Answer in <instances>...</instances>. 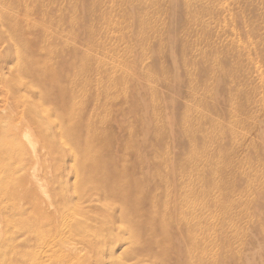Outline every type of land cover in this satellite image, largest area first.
Masks as SVG:
<instances>
[{"label": "rangeland", "instance_id": "374dc122", "mask_svg": "<svg viewBox=\"0 0 264 264\" xmlns=\"http://www.w3.org/2000/svg\"><path fill=\"white\" fill-rule=\"evenodd\" d=\"M184 3L185 0H0V16L4 21L14 18L24 28L30 20L36 28L32 26V33L24 31L23 39L29 43L26 55L30 58L35 55L40 60L35 64L40 67L50 64L53 74L61 72L64 80L70 79L69 85L76 84L77 104L84 100L88 114L105 106L109 113L100 123L103 125L97 126L104 142L96 143V151L104 158L113 157L110 161L116 163V171L110 167L108 172L109 192L85 189L86 197L79 200L80 218H93L108 204V213L101 215L99 221L114 218L115 232H121L126 238L132 235L126 230L128 222L118 221V216L120 206L124 205V194L129 191L136 194L138 179L131 175L132 172L120 169L137 165L141 158L133 152L139 143L145 156L155 161L154 177L149 183L152 189H161L157 191L159 198L163 196L161 205L170 196L163 185L166 173L171 171L173 179L182 185L181 193L187 191L181 198L192 204L195 217L203 216L206 229L214 237L222 234L219 241H226L222 246L227 247L222 248V252L224 255L229 250L231 259L223 256V264H264V0H190L191 11ZM86 5L90 13L85 12ZM80 13L84 20L78 18ZM45 14L52 15L49 32L55 43L42 50L39 31L46 28L43 24ZM139 16L146 18V24L140 22L138 26ZM95 18H99V26ZM132 22L134 27H127ZM90 30L95 33L91 34ZM61 43L71 46L67 61L60 54ZM9 50L12 56L16 54L11 39L1 36L0 153L7 152L12 158L0 164V174L12 167L6 165L7 162L17 164L23 148L28 153L31 151L32 146L25 136L32 127L39 135L31 138L41 152L42 163L38 168L44 170L39 174L44 179L49 164L57 168L65 162L68 169L75 166L79 175L72 179L75 180L73 184L76 179L81 186L86 183L84 187L76 183L74 194L78 197L84 193L82 188L91 181L92 173L81 158L75 163L61 149L65 154L59 161L53 150L49 153L48 147L42 145L44 133L38 128L39 120L36 119L37 123L34 120L35 112L36 106L49 103V100H41L39 90L31 85L35 82L25 73L30 70L24 66L18 70L14 60L6 58ZM47 50L60 54L54 63L52 58L43 59ZM79 65L84 74L81 68L77 70ZM20 72L25 78L15 80ZM3 73L12 81L4 80ZM86 80H92L93 87L97 84V89L93 88L92 92L82 89L87 86ZM59 82L58 86L64 87L60 78ZM46 84L48 82L39 85ZM117 87L115 91L113 88ZM98 88L103 89L97 91ZM15 89L24 97L15 98L12 92ZM47 103L44 106L46 114H51L52 104ZM29 106L34 107V113H30ZM46 114L44 117L38 115L42 123L49 125L48 116L51 115ZM160 122L162 126L158 125ZM131 132H135L134 135ZM55 139L61 145L60 136ZM70 143L74 146L72 140ZM32 163L31 166H35L36 163ZM164 165L168 166V171ZM10 170V174L5 173L2 186H13L19 181L17 168ZM175 193L171 194L177 200L180 193L177 190ZM4 202L10 201L4 199ZM0 209L2 221L8 220L9 226L15 223L19 228L34 227L37 223L33 219L36 211L32 208L20 212L19 216L11 215L9 209L3 210L1 202ZM8 215L15 216L11 220ZM176 227L174 222L170 229L172 234H178ZM28 236L25 233L20 239ZM33 245V242L24 245L22 256L37 252ZM162 250L161 256L165 257L168 250ZM175 251L170 249L169 255L175 256ZM173 262L171 259L165 264Z\"/></svg>", "mask_w": 264, "mask_h": 264}, {"label": "bare ground", "instance_id": "6f19581e", "mask_svg": "<svg viewBox=\"0 0 264 264\" xmlns=\"http://www.w3.org/2000/svg\"><path fill=\"white\" fill-rule=\"evenodd\" d=\"M141 3L142 2H140L139 5ZM145 4L147 5V3ZM145 4L143 6H145ZM184 4L186 5L187 10L191 11L192 6L190 5V0H185ZM93 5L95 6V4ZM111 5H108V7ZM114 6L111 7L113 8ZM143 6L141 5L142 8ZM85 7H87V5ZM130 7H132V5ZM26 8H28V6ZM86 11L90 13V8L87 7L85 12ZM81 15L82 13L79 14L78 18L80 20H84V17ZM106 15L107 13H105V17H108ZM90 16H92V14H90ZM99 16L101 17L102 15ZM129 18L130 16L128 19ZM98 19L95 18L94 21L96 20L97 22H95L99 26ZM138 20L139 24L140 22L146 24V18L144 19L142 16H139ZM29 21L26 22L27 26L25 25L26 27L24 28L22 25L19 26V24L15 22L14 18L4 21L3 17L0 16V37L6 36L11 39L12 43H14V50H17L14 56L11 55V51L9 50L5 53L6 58L11 57L14 60L16 67H18V70H21L22 66L30 70L29 73H25L29 74L32 78L31 81L35 82L31 85L37 87L40 92L41 100H49V103L52 104L53 112L51 114L48 113L51 115L50 117L46 114L45 109L47 108L44 107L47 102L41 106L37 104L40 107L36 106L35 115L37 113V117H35L34 120H39L38 128H42L44 133V135L41 136L43 137V139L41 138L43 142L42 145L46 148L48 147L49 153L53 150L59 161L63 160L62 156L65 154L64 151L75 163L78 162V158H81V160L86 162L88 165V170L92 173V175L90 174L92 177H90L91 181L86 185V187L82 188L84 189V193L78 197L74 194V190L77 191L76 183L78 182V179H76L77 182L75 184H73L75 180H72L75 177L77 178L79 175V173H77L78 171L75 170V166H72L71 169L69 167L68 169V166L64 162L63 165L59 164L57 165V168H55L54 165L49 164V168H47L46 173H44L46 177L43 179L39 173H41L44 169L40 171V168H38V165L42 163L40 160V148L37 147V143L35 144L33 142V136L37 137L38 135L36 132L37 129L35 131L32 127L29 128L28 130H30V132L27 131L28 133L25 137L28 138V142L32 146L31 151L28 153L25 148H23L24 153H21L20 157L18 156L19 160L17 159V164L15 163L14 165L8 162L6 163V165H11V168H17L16 174L19 175V184L16 182L13 186H2L5 173L8 175L11 172V168H7L6 166L7 169L3 170L0 174V197H2L0 202L1 206H3V210L7 211L9 209L11 215L15 213L19 216L20 212L32 208L36 211L33 219L36 220L37 223L34 227L33 225H26L19 228L15 223H11V226H9L10 224L6 223L8 220L2 221V214H0V264H165V262H169L171 259L174 261L173 264H223L225 260L224 258L230 260V251L227 250V253L224 255L222 252V248L225 249V247H227L222 246L226 241L222 243V241H219L220 239H218L222 234H219L220 236L216 234L218 237H214V235L208 231L209 229H206V221L204 220V217L201 215L195 217L193 214L195 210L193 209L192 204L189 203L186 198H181V196L185 195L187 191L184 190L183 194L181 193L182 185L178 182V180L176 181V178L173 179L174 176L171 171L166 173V176L164 177V181L166 183L163 185L165 186V192L167 189L170 196H168L166 201H163V205H161L163 196L160 197V200L157 195V191L161 189L159 187L152 189L149 183L153 180L150 178L154 177L155 161L145 156L140 148L142 144L139 145V143L137 144L134 152L132 151L136 157L141 158L137 162V165L135 167L127 165L126 167L120 169H124L125 172H132L131 175L135 179H138L136 185L134 184L136 187V194L130 191L124 194V205L120 206V216H118V221L123 222L126 220L128 222L129 226L126 230L131 232L132 235L127 236L126 238L124 234H121V232H115L116 223L114 218L112 220L110 218H108L109 220L106 218L108 221L106 220L105 222L99 221V219L102 218L101 215L108 213V204L103 207L101 213H97L93 218H89L87 220L78 216L80 214L79 200L80 197L81 199L86 197L87 190L85 189H100L104 192H109L108 188H110L111 185L108 184V172L111 171L110 167H113L116 171V163L110 161L113 157L107 156L104 158L100 153H98V150L96 151V143L103 144L104 142V136L99 132V128H97V126L103 121L106 114L109 113H106L107 110L105 111V106L102 110L101 107H98L88 114L85 111L84 106L86 105L83 102L84 100L82 101L80 99L81 103L77 104L75 99L77 95L75 93V90L77 89L76 84H73L75 81H72L73 85H69L68 83L70 79L66 78V80H64L61 76V72L59 73L57 71L56 74H53V71L50 70L52 65L48 64L40 67L35 64L40 61L35 55L33 58H30V55H26L29 49V43L23 39L24 31H29L30 33L34 32V25H31ZM52 22V15L45 14L43 24L46 25V28L39 31V34H42L41 41L39 42V47L42 50L51 48L48 47V45L52 46L55 43L53 36L49 32V27L52 26ZM123 22L126 24V19ZM95 24L93 23V25ZM131 25H133V22L132 24L127 25V27H130ZM138 26H141V24ZM131 27H134V25ZM3 31L4 33H2ZM90 31L91 34L95 33L94 30ZM63 40L65 41V39ZM70 47L65 43H61L62 51L60 54L63 56L64 61H67V59L70 58ZM60 54H53L50 50H47L46 56L42 58L46 61L52 58L51 61L54 63V59ZM5 55H3V57ZM79 68H81L80 71L84 74L82 66L77 67V70ZM7 78L9 77L5 75L4 80ZM17 78L21 81V79L25 77L20 72V74H17L15 77V80ZM59 78L65 84L64 87L58 86L60 83ZM9 81L12 80L9 78ZM86 81L87 82L85 83L87 86L82 89H85L87 92L93 90V88L97 89V84L93 87L92 80ZM45 82H48V84L42 87L39 85L45 84ZM52 89L55 90L58 96L57 99L53 97ZM102 89L103 88H98L97 91ZM113 89L117 91L118 87L117 89ZM12 92L15 98L21 96L20 93L18 94L16 92V89L12 90ZM97 95L100 96V94ZM21 97L23 98L24 96L22 95ZM33 108V106H29L30 113L31 111L34 113L35 110ZM38 114L41 117H44L46 114L50 120V124L45 125L46 122L42 123V118ZM165 119L163 120L165 121ZM164 121L162 123H164ZM158 125L162 126L161 122L160 124L158 123ZM30 126L31 125L29 124L28 127ZM191 131H196V129H192ZM132 133L134 135L135 132H131V134ZM57 135L61 138L59 140L61 141V145L56 142L55 137ZM70 140L73 141L74 146H71ZM128 141L130 142L131 140L128 139ZM128 144L130 145V143ZM128 144L125 145L123 143L125 146ZM46 148L43 150L45 151ZM195 150H197V148H195ZM8 158L12 157H10V154L7 152L2 151V153H0V164H3V162H5ZM32 162L36 163L35 166L32 165L33 168H31ZM164 167L166 171H168V166L164 165ZM96 174H101V178H97ZM82 182H85V180L83 179ZM85 184L86 183L81 186L77 183L80 187H84ZM131 189L132 187L130 186V190ZM176 190L177 193H180L178 197L179 199H177L178 201L173 198V195L176 194ZM103 198L105 200V196H103ZM4 199H8L10 202H4ZM84 209L86 208L84 207ZM162 212L164 213L162 214ZM125 214H127L128 217H125ZM8 216L11 217L12 220V217L15 215ZM23 216H25V214ZM174 222L177 223L178 234H172L170 232V229L174 226ZM25 233H28L29 236L25 239H20V237ZM30 242H33V246H36L38 251L30 254L27 253L22 256V247L24 245L28 246ZM210 244H212V246H210ZM172 248L176 250L175 256L169 255V250ZM162 249L168 250L165 257L161 256L160 252L163 251Z\"/></svg>", "mask_w": 264, "mask_h": 264}]
</instances>
